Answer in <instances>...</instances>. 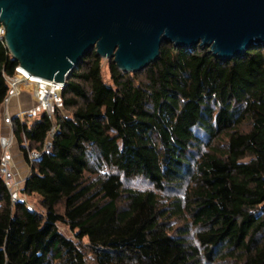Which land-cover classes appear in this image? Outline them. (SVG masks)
Returning <instances> with one entry per match:
<instances>
[{
    "label": "trees",
    "instance_id": "trees-1",
    "mask_svg": "<svg viewBox=\"0 0 264 264\" xmlns=\"http://www.w3.org/2000/svg\"><path fill=\"white\" fill-rule=\"evenodd\" d=\"M102 62L92 51L72 72L54 121L13 118L32 169L22 193L46 214L14 204L0 176V264H264V48L225 62L163 45L139 73L110 61L111 84ZM18 67L0 38V110ZM55 124L30 163L24 139L43 151ZM136 178L153 189L125 186Z\"/></svg>",
    "mask_w": 264,
    "mask_h": 264
},
{
    "label": "water",
    "instance_id": "water-1",
    "mask_svg": "<svg viewBox=\"0 0 264 264\" xmlns=\"http://www.w3.org/2000/svg\"><path fill=\"white\" fill-rule=\"evenodd\" d=\"M0 24L19 66L56 83L92 51L134 74L163 45L207 48L225 62L264 48V0H0Z\"/></svg>",
    "mask_w": 264,
    "mask_h": 264
},
{
    "label": "built area",
    "instance_id": "built-area-1",
    "mask_svg": "<svg viewBox=\"0 0 264 264\" xmlns=\"http://www.w3.org/2000/svg\"><path fill=\"white\" fill-rule=\"evenodd\" d=\"M7 83L9 86V92L3 104L4 107H7L13 98L23 95L25 92L23 86L31 83L35 86L34 91L31 93V97L35 102L29 111L31 116L37 118L46 114L50 120L54 121L55 115L63 110V93L65 91L67 81L66 83H56L41 78L31 77L23 68L19 66L15 71V75L11 78H7ZM24 115L25 114H20L19 118L23 120ZM4 123L9 127L10 133L6 136L0 135V145L3 152L0 176L3 178L5 185L11 194L12 202L14 204L24 203L25 200H23L22 191L27 178L21 179L15 171L14 158L11 152V149L15 144V137L13 134V118L7 112L4 114ZM58 132L59 126L55 124L43 146V151H31L27 148L30 163L33 164L34 162L40 160L43 155L42 152H50L53 150L54 139Z\"/></svg>",
    "mask_w": 264,
    "mask_h": 264
},
{
    "label": "rangeland",
    "instance_id": "rangeland-1",
    "mask_svg": "<svg viewBox=\"0 0 264 264\" xmlns=\"http://www.w3.org/2000/svg\"><path fill=\"white\" fill-rule=\"evenodd\" d=\"M2 32H3L2 29H0V36H1ZM102 74H103L104 80L108 84H111L112 83V79H111V72H110V61H108L106 59H103V62H102ZM24 89H25L24 90L25 92L30 93V94L32 93L31 87L30 88H27L26 86H24ZM33 104H35L34 100H33ZM29 111L30 110L25 109V111L21 112V114H25L24 117H23V119L27 118L26 116H29L30 117V120L33 121V119H35L36 117L31 116L29 114ZM62 115L69 116V113L63 111L62 112ZM24 146H25L26 149L27 148L30 149L29 144L27 143V141L25 139H24ZM31 170H32L31 167L30 166H27L26 167L25 174H28V175H26L24 178L23 177H20V178L21 179H26L27 177H29L30 174H31ZM124 184H125L126 187L132 188V189H135V190H138V189L139 190L153 189V186L148 181H146L144 178H136V179L129 180V181H126L125 180L124 181ZM23 188H24V186H23ZM168 197H169L168 194L167 195H164L163 196V199H167ZM23 200H25L26 204L28 205V207L30 209H32V210H34L36 212H39L40 214H43V215L46 214V211L43 209V207L41 205V199L37 195H33V196H30V197H27L25 194H23ZM166 202L167 201H165V203ZM60 209H61V211H63L62 208H60ZM186 224H187L186 218L177 219V220H174L173 221V226L175 228H182ZM58 227H59L60 232L63 235H65L67 238H69V239H71V240H73V241L76 242L75 233L72 232V230L70 229V227H68V226H66L64 224H60V223L58 224ZM190 229H191L190 234H189V236L186 237V239L188 240V242H189L190 245L198 246L197 242L195 241V234H194L196 230L193 229L192 227ZM87 243H88V241L87 240H84V244H87Z\"/></svg>",
    "mask_w": 264,
    "mask_h": 264
},
{
    "label": "crops",
    "instance_id": "crops-1",
    "mask_svg": "<svg viewBox=\"0 0 264 264\" xmlns=\"http://www.w3.org/2000/svg\"><path fill=\"white\" fill-rule=\"evenodd\" d=\"M33 99L31 98L30 93H23L20 97L13 98L7 107H2L0 110V135L6 136L10 133V129L4 123V114L7 112L12 118L19 117L21 112L25 109L30 110L33 107ZM7 108V109H6ZM16 174L20 177H25L28 174H25L26 167L29 166L25 155L21 152L20 147L15 143L11 149ZM28 178V177H27Z\"/></svg>",
    "mask_w": 264,
    "mask_h": 264
},
{
    "label": "bare ground",
    "instance_id": "bare-ground-1",
    "mask_svg": "<svg viewBox=\"0 0 264 264\" xmlns=\"http://www.w3.org/2000/svg\"><path fill=\"white\" fill-rule=\"evenodd\" d=\"M20 77V76H19ZM23 77V76H22ZM28 85V86H27ZM27 88H30L31 87V89H32V91H34V88H35V86L33 85V84H31V83H28V84H26L25 85ZM30 86V87H29ZM24 87V86H23Z\"/></svg>",
    "mask_w": 264,
    "mask_h": 264
}]
</instances>
